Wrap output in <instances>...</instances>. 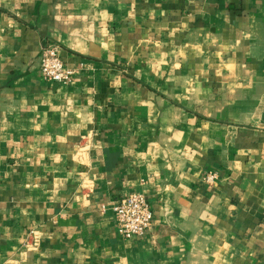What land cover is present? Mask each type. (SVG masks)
Returning <instances> with one entry per match:
<instances>
[{"label": "crops", "instance_id": "crops-1", "mask_svg": "<svg viewBox=\"0 0 264 264\" xmlns=\"http://www.w3.org/2000/svg\"><path fill=\"white\" fill-rule=\"evenodd\" d=\"M0 264H264V0H0Z\"/></svg>", "mask_w": 264, "mask_h": 264}, {"label": "built area", "instance_id": "built-area-1", "mask_svg": "<svg viewBox=\"0 0 264 264\" xmlns=\"http://www.w3.org/2000/svg\"><path fill=\"white\" fill-rule=\"evenodd\" d=\"M39 72L41 78L50 84L67 85L75 70L64 65L61 47L57 44H47L42 47ZM215 171H204L200 182L206 187H212L217 181ZM117 235L123 240L140 237L150 227L152 211L145 197L139 193H130L118 198L112 205Z\"/></svg>", "mask_w": 264, "mask_h": 264}]
</instances>
